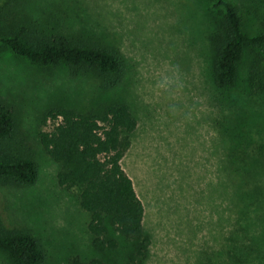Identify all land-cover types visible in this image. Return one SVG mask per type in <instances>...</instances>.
Masks as SVG:
<instances>
[{"label":"rangeland","instance_id":"obj_1","mask_svg":"<svg viewBox=\"0 0 264 264\" xmlns=\"http://www.w3.org/2000/svg\"><path fill=\"white\" fill-rule=\"evenodd\" d=\"M226 1L238 8L248 35L264 28V0ZM216 5L0 0L8 24L27 19L46 35L110 33L128 59L125 82L110 91L94 75L33 65L0 41V100L12 110L15 141L38 169L33 186L0 184V219L39 240L44 264L96 255L78 189L59 187L57 165L39 142L41 118L56 107L90 111L113 97L128 102L138 121L122 165L145 206L144 225L153 240L147 264H199L204 253L216 264H264V97L248 93L247 63L235 87L215 86L213 35L222 9ZM52 127L48 121L44 130ZM233 136L242 139L249 158L240 180L229 164ZM119 240L118 250L100 256L107 264H126L130 245ZM0 264H9L1 252Z\"/></svg>","mask_w":264,"mask_h":264},{"label":"trees","instance_id":"obj_2","mask_svg":"<svg viewBox=\"0 0 264 264\" xmlns=\"http://www.w3.org/2000/svg\"><path fill=\"white\" fill-rule=\"evenodd\" d=\"M216 6L222 9L213 35L215 86L235 87L241 68L247 63L248 93L264 97V28L250 36L233 3L217 0ZM6 17L0 13V41L16 56L39 67L64 65L73 76L94 75L110 91L125 82L128 59L114 35L106 33L102 38L46 35L27 19L17 18L8 24ZM48 121L53 122V127L44 130ZM40 125L38 139L57 165V184L78 189V207L87 215L85 227L96 256L87 260L75 258L74 264H107L100 256L118 250L119 238L130 245L126 264H147L153 240L144 225L145 206L122 165L138 127L130 104L113 97L86 112L56 107L43 115ZM14 133L12 110L0 100V184L33 186L38 179L37 165L17 144ZM229 149V164L240 180L241 168H245L249 159L242 139L231 137ZM0 252L9 264H44L47 259L35 236L22 227L7 225L3 219H0ZM247 254L249 258L252 255ZM204 255L199 264H216L214 256Z\"/></svg>","mask_w":264,"mask_h":264}]
</instances>
